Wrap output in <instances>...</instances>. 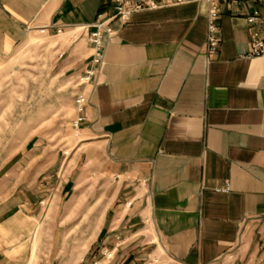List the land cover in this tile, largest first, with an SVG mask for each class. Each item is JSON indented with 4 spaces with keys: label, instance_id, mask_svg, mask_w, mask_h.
I'll list each match as a JSON object with an SVG mask.
<instances>
[{
    "label": "crops",
    "instance_id": "0c3cea01",
    "mask_svg": "<svg viewBox=\"0 0 264 264\" xmlns=\"http://www.w3.org/2000/svg\"><path fill=\"white\" fill-rule=\"evenodd\" d=\"M220 8L213 58L205 2L113 23L79 141L21 160L0 203V264H264V57H243L264 0ZM113 14L114 0H0V61L45 29L80 79V29Z\"/></svg>",
    "mask_w": 264,
    "mask_h": 264
},
{
    "label": "rangeland",
    "instance_id": "374dc122",
    "mask_svg": "<svg viewBox=\"0 0 264 264\" xmlns=\"http://www.w3.org/2000/svg\"><path fill=\"white\" fill-rule=\"evenodd\" d=\"M56 41L38 32L0 61V203L21 179V160L52 159L53 147L70 154L80 139L72 124L79 79L58 68Z\"/></svg>",
    "mask_w": 264,
    "mask_h": 264
},
{
    "label": "built area",
    "instance_id": "2783aa9c",
    "mask_svg": "<svg viewBox=\"0 0 264 264\" xmlns=\"http://www.w3.org/2000/svg\"><path fill=\"white\" fill-rule=\"evenodd\" d=\"M192 1L205 2L208 7V33H207V54L213 58L220 47L219 39V16L221 13L220 4L229 0H114V14L111 16L101 15L96 23L95 30L87 32V29L81 28L80 31H85L87 42L92 48V56L90 65L79 79V89L75 96V118L72 121L75 129L79 128L80 124L85 120V111L90 104V94L84 91V87H94L97 78L102 73L105 65L106 49L108 44L113 41L117 35V30L113 27L115 21H120L123 24L128 23L135 13L143 11H154L165 7L179 6L190 3ZM233 2H256L257 0H232ZM248 23L252 27V38L250 51L243 57L246 59H255L264 57V17L261 16L259 10H254L247 17ZM42 34L46 33L43 29ZM62 30H58V34ZM60 57H63L61 55ZM230 190V184L218 187L216 192L226 193Z\"/></svg>",
    "mask_w": 264,
    "mask_h": 264
}]
</instances>
